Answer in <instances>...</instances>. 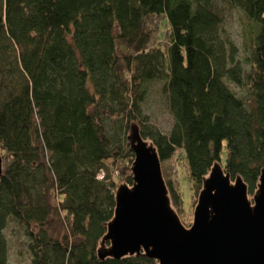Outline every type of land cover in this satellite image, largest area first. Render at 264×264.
<instances>
[{"label": "trees", "instance_id": "1", "mask_svg": "<svg viewBox=\"0 0 264 264\" xmlns=\"http://www.w3.org/2000/svg\"><path fill=\"white\" fill-rule=\"evenodd\" d=\"M223 1L250 22L241 45L215 0H0V264L9 220L23 230L30 264H157L95 253L116 184L131 183V120L155 145L177 208L178 167L193 195L214 161L255 189L264 166V0ZM157 14L167 42L147 46L145 18ZM157 80L167 131L142 112ZM55 217L58 236L49 232Z\"/></svg>", "mask_w": 264, "mask_h": 264}, {"label": "water", "instance_id": "2", "mask_svg": "<svg viewBox=\"0 0 264 264\" xmlns=\"http://www.w3.org/2000/svg\"><path fill=\"white\" fill-rule=\"evenodd\" d=\"M125 139L133 154L131 183L114 189L112 216L95 249L98 258L141 255L157 264H264V166L249 197L241 175L231 178L214 161L202 177L186 227L172 205L153 142L132 122Z\"/></svg>", "mask_w": 264, "mask_h": 264}, {"label": "rangeland", "instance_id": "3", "mask_svg": "<svg viewBox=\"0 0 264 264\" xmlns=\"http://www.w3.org/2000/svg\"><path fill=\"white\" fill-rule=\"evenodd\" d=\"M215 1L214 9L222 18V26L225 32L237 45H241L243 34L247 32L250 27L249 20L239 9L229 5L227 2L223 0ZM145 27L150 30L151 35V39L147 46H152L153 44L162 45L167 42L165 34L167 26L162 15H147L145 18ZM160 83L161 81L157 80L149 84L148 91L142 103V112L145 113L148 120L153 122L160 130L167 131L172 118L165 105L164 98L161 95ZM230 87L234 89L238 95L245 96V89L237 87L234 84H230ZM131 121L138 125L137 122L133 120ZM127 134L128 128L126 130V135ZM129 167L127 174H130ZM172 178H174L175 185L180 189L183 199V205L181 208L172 205L177 212L181 223L188 227L192 221V212L196 203L197 194H190L188 182L185 179V172L180 167H178L176 172L173 173ZM123 182L127 183L126 181H120L116 186ZM252 192L253 190L251 192L248 191L249 197L253 194ZM63 229L64 225L62 221L60 218L55 217L49 226V232L54 236H58L62 233ZM4 233L8 243V264H30L28 253L26 251V237L23 234L21 226L16 221L9 220Z\"/></svg>", "mask_w": 264, "mask_h": 264}, {"label": "built area", "instance_id": "4", "mask_svg": "<svg viewBox=\"0 0 264 264\" xmlns=\"http://www.w3.org/2000/svg\"><path fill=\"white\" fill-rule=\"evenodd\" d=\"M99 176H101V175H99Z\"/></svg>", "mask_w": 264, "mask_h": 264}]
</instances>
